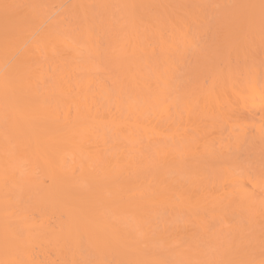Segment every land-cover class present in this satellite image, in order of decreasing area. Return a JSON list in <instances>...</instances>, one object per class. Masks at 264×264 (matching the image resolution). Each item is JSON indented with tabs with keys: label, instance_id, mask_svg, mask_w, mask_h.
Listing matches in <instances>:
<instances>
[{
	"label": "bare ground",
	"instance_id": "1",
	"mask_svg": "<svg viewBox=\"0 0 264 264\" xmlns=\"http://www.w3.org/2000/svg\"><path fill=\"white\" fill-rule=\"evenodd\" d=\"M0 264H264V0H0Z\"/></svg>",
	"mask_w": 264,
	"mask_h": 264
}]
</instances>
